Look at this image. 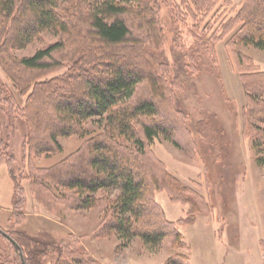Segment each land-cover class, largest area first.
Wrapping results in <instances>:
<instances>
[{
	"label": "rangeland",
	"instance_id": "374dc122",
	"mask_svg": "<svg viewBox=\"0 0 264 264\" xmlns=\"http://www.w3.org/2000/svg\"><path fill=\"white\" fill-rule=\"evenodd\" d=\"M209 1L206 11L204 0H152L160 39L147 48L165 65L170 102L156 120L173 135L140 138L148 159L171 179L152 189L177 231L154 249L140 237L124 242L107 227V198L118 191L101 190L93 207L76 209L72 191L33 182L37 168L61 163L103 130L99 118L89 120L86 137H62L61 153L34 156L22 112L27 95L0 65V92L8 98L0 102L1 139L9 146L8 154L0 149V228L21 245L27 264H264V165L257 163L241 77L264 71V51L232 39L247 0ZM40 38L11 55L32 56L60 36ZM37 248L39 262L32 260ZM18 251L0 233V264H22Z\"/></svg>",
	"mask_w": 264,
	"mask_h": 264
},
{
	"label": "trees",
	"instance_id": "16d2710c",
	"mask_svg": "<svg viewBox=\"0 0 264 264\" xmlns=\"http://www.w3.org/2000/svg\"><path fill=\"white\" fill-rule=\"evenodd\" d=\"M204 1L208 11L211 1ZM235 17L232 39L264 51V0H247ZM157 25L152 0H0V65L16 89L27 95L22 112L34 156L61 153L62 137H86L89 120L99 118L103 130L61 163L38 166L33 182L41 188L48 180L72 191L77 197L71 206L76 209L93 207L101 190L118 191L115 198H107V227L127 243L140 237L150 249L177 235L152 189L171 179L148 159L140 138V133L149 142L173 135L156 120L170 103L165 98L164 64L147 48L157 47ZM44 33L60 38L32 56L11 55L10 50L24 49ZM63 69L67 72L54 75ZM242 76L251 103L252 143L257 163L264 165V71ZM140 89L143 94L138 96ZM7 100L0 92V102ZM0 142L8 154L1 129ZM14 247L27 264L21 245ZM39 250L32 256L35 262Z\"/></svg>",
	"mask_w": 264,
	"mask_h": 264
},
{
	"label": "water",
	"instance_id": "95a60500",
	"mask_svg": "<svg viewBox=\"0 0 264 264\" xmlns=\"http://www.w3.org/2000/svg\"><path fill=\"white\" fill-rule=\"evenodd\" d=\"M0 233L5 236L8 240H10L16 247L19 248V244L16 242V240L11 236L9 235L7 232H5L4 230H2L0 228ZM21 257H22V253H21Z\"/></svg>",
	"mask_w": 264,
	"mask_h": 264
}]
</instances>
